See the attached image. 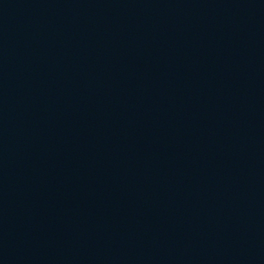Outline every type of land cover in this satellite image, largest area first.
Returning a JSON list of instances; mask_svg holds the SVG:
<instances>
[{"label":"water","instance_id":"95a60500","mask_svg":"<svg viewBox=\"0 0 264 264\" xmlns=\"http://www.w3.org/2000/svg\"><path fill=\"white\" fill-rule=\"evenodd\" d=\"M0 264H264V0H0Z\"/></svg>","mask_w":264,"mask_h":264}]
</instances>
